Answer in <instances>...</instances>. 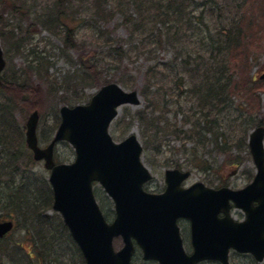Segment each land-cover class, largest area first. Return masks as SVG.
<instances>
[{
    "label": "rangeland",
    "instance_id": "374dc122",
    "mask_svg": "<svg viewBox=\"0 0 264 264\" xmlns=\"http://www.w3.org/2000/svg\"><path fill=\"white\" fill-rule=\"evenodd\" d=\"M140 1L123 0L122 7L118 0H99L102 20L96 21L91 9L97 6L96 0H0V47L6 62L2 78L24 85L14 87L23 91V103L8 101L0 92V111L7 118V123L0 122V136L7 135L0 143V221L10 215L19 219L14 231L0 241V264L19 262L17 256L24 257L30 244L37 255L43 254L46 264H83L60 215L37 204H47L48 172L42 162L32 160L25 144V124L36 111L39 145L44 147L60 122L59 108L88 103L102 85L114 82L126 92L137 91L140 97L138 105L118 109L108 132L115 142L136 136L142 146L141 161L152 175L145 186L148 192L164 188V173L170 169L190 172L186 186L202 182L237 190L252 180L255 167L248 139L255 127H264V80L256 78L264 70V0H196L200 7L190 5L185 13L193 16L192 25L174 19V27L180 26L175 36L164 29L169 24L161 27L154 10L142 11L140 21L146 18V24L136 31L133 22L139 21ZM60 2L68 3L65 8L72 15V21L65 22L71 31L65 35L61 25L56 34L42 25L56 16ZM129 15L132 23H126ZM199 20L203 24L197 25ZM223 29L229 31L227 41L236 46L227 52L217 50L223 48L219 37ZM70 34L74 48L65 45ZM211 54L215 57L213 76L206 79V72L190 65L197 62L200 66L207 59L209 63ZM209 78H219V85L226 87L219 88L212 107L200 105ZM3 80L0 85L7 83ZM55 159L73 161L72 147L66 142L57 144ZM21 189L29 192L18 195ZM93 190L105 219L111 222V200L99 185L94 184ZM31 193L38 198L36 207L29 206V202L34 204ZM18 200L28 204L29 210L16 212ZM232 215L243 218L240 210ZM179 227L190 253L188 224L181 222ZM17 244L23 248L20 253L2 250V246ZM121 246V239H114V249ZM230 263L264 261L231 254ZM133 264L153 263L135 256Z\"/></svg>",
    "mask_w": 264,
    "mask_h": 264
},
{
    "label": "water",
    "instance_id": "95a60500",
    "mask_svg": "<svg viewBox=\"0 0 264 264\" xmlns=\"http://www.w3.org/2000/svg\"><path fill=\"white\" fill-rule=\"evenodd\" d=\"M5 66L0 48V73ZM264 79V73L259 77ZM137 91L126 92L118 84L102 86L85 105L62 106L60 124L48 146L39 148L38 113L27 119L26 144L35 161H44L50 171L52 209L60 214L85 264H131L135 246L143 261L157 264H198L213 261L230 264L229 251L264 259V128L254 129L248 139L256 168L253 180L244 188L212 189L202 183L182 188L188 172H165L166 188L161 194L146 192L151 180L141 163L142 147L135 135L116 143L108 133L110 123L123 105H138ZM66 141L74 150L70 164H55L54 145ZM102 186L114 204V218L105 220L92 191ZM231 203L245 214L242 222L229 214ZM223 216L220 217L219 215ZM190 224L192 252L184 251L177 221ZM12 229L0 223V237ZM123 246L115 251L113 240Z\"/></svg>",
    "mask_w": 264,
    "mask_h": 264
},
{
    "label": "trees",
    "instance_id": "16d2710c",
    "mask_svg": "<svg viewBox=\"0 0 264 264\" xmlns=\"http://www.w3.org/2000/svg\"><path fill=\"white\" fill-rule=\"evenodd\" d=\"M97 1V6L95 8H91L92 11H93V14H94V17L96 19V21H100L102 20L101 17H102V10L100 8V5H99V0H96ZM103 1V0H102ZM119 1V5L124 7L125 3L123 2V0H118ZM133 0H130V3H132ZM137 1V0H135ZM143 1V0H142ZM142 1H140V4H139V8L137 10V15L139 17V21H130L129 20V17L131 15L128 16V18H126V23H132L134 24L135 26V30L136 31H140V28L145 25L146 23V18H145V21H140V18H141V14H142V11L143 12H146V13H149V10H154L155 11V14L158 13L157 15L158 16H155V17H160V24H161V27H163V25L165 24H169V25H173V26H167V27H164V29L166 30L167 34H172L173 36H175L176 32H177V28L180 29V26H176L174 27V19H178L177 22L179 21H189L188 23H190V25H192V23L190 22L192 18L189 17L188 15H185L186 13V7L188 6H194V8L197 9V7H200V4L197 3L196 0H146L145 3L142 4ZM148 1V2H147ZM69 2H71V0H69ZM67 2H60L58 3V7H56V10H57V14L56 16L54 17H50V18H47V20L45 22H42V25L43 26H46V24L48 25V29L50 32H52L53 34H56L57 33V30H55L58 26H62L65 28L64 30V35L71 31L69 26L65 23L66 21H72V15L69 14L70 12L68 11L67 12V8H65V6H67ZM145 4H151L150 5V8H141L143 7ZM121 11H125L126 8H120ZM202 9V8H201ZM203 10H201L200 12H202ZM76 13V12H75ZM203 14V13H202ZM201 14V16H202ZM71 17V18H69ZM203 18V17H202ZM195 19V18H194ZM196 22V21H195ZM203 24V22L201 20H199L198 24L197 25H201ZM174 28H176L175 30H173ZM173 30V31H172ZM224 31V32H223ZM228 33L229 31L228 30H225L223 29L222 31L219 32V37L222 38V40H220V42L224 43L223 44V48H217V50H224L225 52L227 51H230L231 48H236L235 44L233 42H229L227 41L229 38H228ZM59 36H64L60 33H58ZM72 36L71 34L69 35V38L65 41V45L66 46H72ZM160 41V39H159ZM160 44V42H158V45ZM211 45V44H209ZM235 46V47H234ZM73 48L75 47V41L73 40ZM209 58V63L208 62V59L206 60V62L201 63L200 66L196 63H193L191 64V68H193V70H203V72H206L204 73V77L207 79V77H212L213 76V71H212V67H213V61H215V57L212 56V54L208 57ZM4 79L3 81L7 83H4L3 85H0V92H2L5 96V98L8 100V101H12L14 102L15 100L14 99H18L21 103H23V100L21 97L22 95H24L23 91L17 89V88H14V87H18V88H22L21 86H24L23 84H20L18 82H16L15 80L13 81H8L6 80L4 77L2 78ZM219 79V78H218ZM216 80L215 78H209L208 81H207V88L205 90V92L201 93V97H200V105L202 106L204 104V106H209V107H212L213 103L212 101L217 98L219 92L218 90L222 89V90H226V87L223 86V85H219L220 81L219 80ZM13 84H15L16 86H14ZM216 87V89H214V87ZM220 88V89H219ZM214 90H216V93H214ZM9 92V95L6 93ZM25 98V97H24ZM3 110L0 111V122L2 123H7V118L6 116L3 114ZM204 118V117H203ZM7 140V135L5 136H0V143L1 142H5ZM10 142H12L11 138L9 139ZM12 155V152H10L9 156ZM13 156V155H12ZM12 160V158H11ZM45 185H47V183H45ZM46 196L45 198H47V204H44L45 202L44 201H41V202H36L38 201L37 197L35 194L31 193L33 196L29 197L31 200L34 201V204H30L29 202V206L30 205H34L33 207H36V204H40L42 205L43 209H48L49 207L51 208V204H52V191L50 189L49 186L46 187ZM18 192V195L21 194V195H24L26 193H28L29 191L27 189H21ZM37 193H40L39 190H37ZM13 194V193H12ZM29 195V194H28ZM26 196V195H25ZM24 196V197H25ZM26 198H28L26 196ZM20 199V198H19ZM24 199H20V201H23ZM18 200V203L16 204V212H18L19 214L20 213H25L26 210H29V206L28 204L24 203V202H20ZM15 206V205H14ZM32 207V208H33ZM9 209V208H8ZM7 210V209H6ZM32 210V209H30ZM33 211V210H32ZM9 214V213H7ZM23 216V215H22ZM8 218H13L15 222H18L19 219L18 218H15L14 216H9ZM63 229L67 232L66 230V227L63 225L62 226ZM14 251V250H13ZM18 253H20V251H16ZM135 256H140L139 255V251H136V254ZM154 264V263H153Z\"/></svg>",
    "mask_w": 264,
    "mask_h": 264
},
{
    "label": "flooded vegetation",
    "instance_id": "af4514ba",
    "mask_svg": "<svg viewBox=\"0 0 264 264\" xmlns=\"http://www.w3.org/2000/svg\"><path fill=\"white\" fill-rule=\"evenodd\" d=\"M161 191H159V192H161ZM5 219H8V217ZM235 219L237 221L242 220V219H237V218H235ZM14 226H15V223H14ZM10 234H11V232L8 233L7 235L3 236L2 238H0V241L6 239ZM20 249H23V248H22V246H19L18 244L17 245H10V246H8V245L2 246V250L4 251V253H9L12 250H18L19 251ZM29 249H30V251H26V254L24 257L23 256H17V258H19V262H14L12 264H46V260H44L43 254L37 255L36 250L33 248V246L31 244L29 246ZM24 259L26 262L23 261ZM23 262H25V263H23Z\"/></svg>",
    "mask_w": 264,
    "mask_h": 264
}]
</instances>
